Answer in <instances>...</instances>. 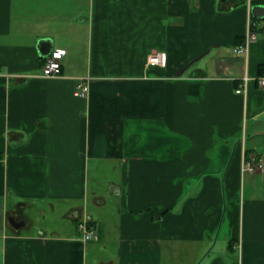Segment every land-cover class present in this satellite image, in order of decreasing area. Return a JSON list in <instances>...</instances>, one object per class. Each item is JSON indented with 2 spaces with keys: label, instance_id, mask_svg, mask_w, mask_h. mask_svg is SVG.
Masks as SVG:
<instances>
[{
  "label": "crops",
  "instance_id": "crops-1",
  "mask_svg": "<svg viewBox=\"0 0 264 264\" xmlns=\"http://www.w3.org/2000/svg\"><path fill=\"white\" fill-rule=\"evenodd\" d=\"M255 4L0 0V264H264V169H241L264 159Z\"/></svg>",
  "mask_w": 264,
  "mask_h": 264
},
{
  "label": "built area",
  "instance_id": "built-area-1",
  "mask_svg": "<svg viewBox=\"0 0 264 264\" xmlns=\"http://www.w3.org/2000/svg\"><path fill=\"white\" fill-rule=\"evenodd\" d=\"M253 20L248 17L247 20V29L244 35V39L242 42L236 44L233 47V52L236 55H246L248 52L249 44L255 40L256 31L253 28ZM65 54V49L56 48L52 49L49 54L44 57V61L41 65V73L40 75L43 77H58L61 74L62 63L61 60ZM149 60L156 64H164L165 63V54L161 52L153 53L149 55ZM253 77H250L246 73L241 77V82L238 84L236 88L237 93H244L246 91V86ZM257 83L260 87H264V71L262 75L256 78ZM88 91V86L85 83H80L78 85V89L76 94L79 96H85ZM242 170L244 171H254V170H262L264 169V159H256V160H244L242 162ZM77 228L80 233L81 239L84 241H89L96 239L97 232L92 221L84 217L77 222Z\"/></svg>",
  "mask_w": 264,
  "mask_h": 264
},
{
  "label": "water",
  "instance_id": "water-1",
  "mask_svg": "<svg viewBox=\"0 0 264 264\" xmlns=\"http://www.w3.org/2000/svg\"><path fill=\"white\" fill-rule=\"evenodd\" d=\"M250 12H251L252 16H254L255 18H261L262 16H264V5L263 4H255L250 8ZM37 48H39V51L41 52V54L47 55L51 51V43L45 39L40 40L39 43L37 44ZM13 219H14L13 216L9 217V221L12 224H14Z\"/></svg>",
  "mask_w": 264,
  "mask_h": 264
},
{
  "label": "trees",
  "instance_id": "trees-1",
  "mask_svg": "<svg viewBox=\"0 0 264 264\" xmlns=\"http://www.w3.org/2000/svg\"><path fill=\"white\" fill-rule=\"evenodd\" d=\"M251 18L254 19V17L251 15Z\"/></svg>",
  "mask_w": 264,
  "mask_h": 264
},
{
  "label": "rangeland",
  "instance_id": "rangeland-1",
  "mask_svg": "<svg viewBox=\"0 0 264 264\" xmlns=\"http://www.w3.org/2000/svg\"><path fill=\"white\" fill-rule=\"evenodd\" d=\"M236 55V54H235Z\"/></svg>",
  "mask_w": 264,
  "mask_h": 264
}]
</instances>
